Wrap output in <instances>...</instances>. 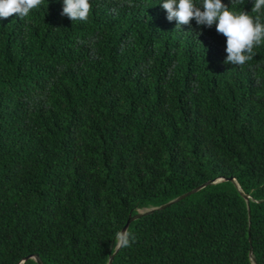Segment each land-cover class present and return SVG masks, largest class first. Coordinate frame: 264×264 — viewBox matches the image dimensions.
Returning <instances> with one entry per match:
<instances>
[{
	"label": "trees",
	"instance_id": "trees-1",
	"mask_svg": "<svg viewBox=\"0 0 264 264\" xmlns=\"http://www.w3.org/2000/svg\"><path fill=\"white\" fill-rule=\"evenodd\" d=\"M162 2L0 20V264H264V42L225 64L215 25L176 29ZM219 180L117 251L130 216Z\"/></svg>",
	"mask_w": 264,
	"mask_h": 264
},
{
	"label": "clouds",
	"instance_id": "clouds-1",
	"mask_svg": "<svg viewBox=\"0 0 264 264\" xmlns=\"http://www.w3.org/2000/svg\"><path fill=\"white\" fill-rule=\"evenodd\" d=\"M43 0H0V20L15 15L19 19L29 16L33 9L38 8ZM235 4L236 0H230ZM252 13L264 14V0H252ZM167 13L169 22H176V29L182 25L190 26L195 20L197 26L212 28L226 38L225 64L244 66L255 56V46L264 42V22L259 16L253 17L245 11H230L222 0H163L160 4ZM91 11L90 0H63L62 16L72 22H86ZM118 246H129L134 237L128 233L117 234Z\"/></svg>",
	"mask_w": 264,
	"mask_h": 264
},
{
	"label": "water",
	"instance_id": "water-1",
	"mask_svg": "<svg viewBox=\"0 0 264 264\" xmlns=\"http://www.w3.org/2000/svg\"><path fill=\"white\" fill-rule=\"evenodd\" d=\"M222 180V179H221ZM221 180L219 181H214V182H208V183H205V184H202L178 197H176L175 199H173L172 201H169L165 204H162L161 206L157 207V208H152L150 210H147V211H144V212H138L136 215H133V216H130L128 221L126 222L125 224V227L123 228L122 232H121V235L125 234L128 232V228H129V225L132 221L134 220H137L145 215H148V214H151L154 210H162V209H165L167 208L168 206H170L171 204L175 203V202H178L182 199H184L185 197H187L188 195L198 191L199 189L203 188L204 186H207L209 184H214V183H217V182H220ZM230 181H233L235 182L233 179H229ZM242 196L244 197V199L246 201H248L250 199V197L244 193H242ZM122 246H118L117 248V251H119L121 249ZM27 260H34L37 264H43L42 260L40 259V257L37 255V254H33V255H30V256H27L25 258H22L17 264H25ZM112 260H113V256H111L109 258V261H108V264H111L112 263ZM253 264H256L254 261H253Z\"/></svg>",
	"mask_w": 264,
	"mask_h": 264
},
{
	"label": "rangeland",
	"instance_id": "rangeland-1",
	"mask_svg": "<svg viewBox=\"0 0 264 264\" xmlns=\"http://www.w3.org/2000/svg\"><path fill=\"white\" fill-rule=\"evenodd\" d=\"M140 212H144V211L141 210Z\"/></svg>",
	"mask_w": 264,
	"mask_h": 264
}]
</instances>
